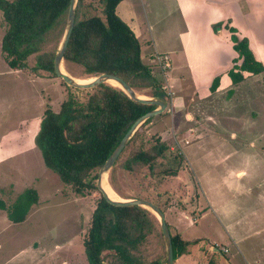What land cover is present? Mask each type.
Here are the masks:
<instances>
[{
  "label": "rangeland",
  "instance_id": "374dc122",
  "mask_svg": "<svg viewBox=\"0 0 264 264\" xmlns=\"http://www.w3.org/2000/svg\"><path fill=\"white\" fill-rule=\"evenodd\" d=\"M154 1L167 2L166 6H161V10H165L164 13L175 11L173 18L178 17L172 0ZM146 7L149 9L147 3ZM95 14L103 16L99 1L84 0L80 17ZM250 17L252 22L244 20V24L240 22L237 28L245 29L251 51L264 66V10H258ZM179 25L180 22L172 30L181 31ZM5 30L0 11V199L11 206L26 190L34 189L39 194V201L22 223L11 222L6 211H0V264H89L83 243L98 194L81 196L74 193L55 172L46 167L36 144L45 111H60L69 93V85L57 77L36 76L31 69H11L1 51ZM54 44L55 41L51 48ZM34 59L31 57L29 60L30 68L34 66ZM66 71L74 79L83 77L76 67ZM179 74L175 69L167 73V86L174 97L170 115L167 108L171 99L168 96L162 99L167 104L162 113L165 115L154 117L152 123L145 126L142 130L144 134H141L143 138L137 140L135 147L162 135L170 143L171 153L181 152L183 155L182 170L174 178L166 177L159 173L164 160L160 159L155 163L151 175L143 169L124 171L121 164L133 146L130 144L108 177L111 174L116 190L125 200L154 201L164 210L167 224L174 233L178 231L177 217L180 215L178 221L184 225L183 237H203L202 247L210 253L209 244L224 243L222 231L228 224L224 217L227 213L220 208L222 202L218 204L221 201L219 193L229 203L238 199L234 197L236 188L230 186L233 171L248 169L252 177L263 174L260 168L256 172L249 166L264 162V72L248 74V77L245 75V81L239 87L235 86L238 87L234 89L237 91L235 98L233 93H230L233 96H229V93H212L211 85L200 88L198 85L205 84L193 83L189 70L183 71L185 80ZM69 88L73 92L70 94L82 101H86L92 93ZM152 94L153 91L146 90L142 96L155 99ZM185 141L188 143L184 144ZM243 184L252 186L255 182L244 181ZM199 202V213L208 208V203L210 205L206 209L207 214L199 218L198 223H194L191 214L187 215L188 219L183 213L180 214L181 206L190 213L192 210L189 207H197ZM211 207L215 209L214 212ZM233 213L237 217L238 211Z\"/></svg>",
  "mask_w": 264,
  "mask_h": 264
},
{
  "label": "trees",
  "instance_id": "16d2710c",
  "mask_svg": "<svg viewBox=\"0 0 264 264\" xmlns=\"http://www.w3.org/2000/svg\"><path fill=\"white\" fill-rule=\"evenodd\" d=\"M98 1L102 5L103 16L95 14L82 18L80 13L84 0H78L76 21L64 56L66 69H80L81 79L113 74L124 79L139 95L151 90L153 98L165 99L162 83L152 67L142 59L140 42L116 12L122 0ZM70 3L71 0H0L6 27L1 51L11 69H31L36 76L57 77L55 57L66 30ZM220 28L221 25L216 26V30ZM228 30L232 33L234 50L242 59V63L239 66L236 64L228 75L233 85H239L245 80V72L261 74L264 66L255 58L249 40L239 39L234 27H228ZM31 57L35 59L34 66L30 68ZM238 61L236 59L235 63ZM219 84L220 77H217L211 91L215 92ZM69 87L60 111H45L36 144L46 167L55 172L74 193L81 196L98 194L83 243L88 263L167 264L163 232L156 215L140 206L111 205L97 188L100 169L126 133L139 118L157 106L137 103L120 87L108 83L83 89L92 92L86 101L70 94L73 92ZM152 120L154 117L134 134L112 170L122 160L128 146L133 144L128 150V157L122 161L124 171L143 169L151 175L155 163L164 159L159 173L169 178L178 175L184 165V157L181 152L171 153L170 143L161 134L135 147L137 140L143 138L142 130ZM108 180L123 198L116 190L111 174ZM38 201V192L28 189L11 206L0 199V211H6L11 222L22 223ZM169 228L176 261L186 256L190 246L197 242L185 240Z\"/></svg>",
  "mask_w": 264,
  "mask_h": 264
},
{
  "label": "crops",
  "instance_id": "0c3cea01",
  "mask_svg": "<svg viewBox=\"0 0 264 264\" xmlns=\"http://www.w3.org/2000/svg\"><path fill=\"white\" fill-rule=\"evenodd\" d=\"M172 1L173 8L179 13L177 18H173L175 11L171 10V13H164L165 10H161V6H166L167 2H155L154 0H122L116 12L134 32L140 42L143 61L152 67L155 76L163 87L168 85L167 73L171 69L180 72L179 77L182 80H185L183 71L189 70L191 71L189 76L193 83L200 84L203 82L205 84L198 85L200 88L201 86L208 88L215 78L220 77V84L215 91L217 93H212H229L231 96L230 91H233L235 98L237 91L234 89L242 83L233 85L232 80H229V75L226 74L236 64L239 66L242 59L234 50V43L231 40L232 33L228 27H234L237 30L236 35L239 39L246 38L245 29L239 30L237 27H239L240 22L244 24V20L252 22L250 16L258 10H264V0L262 2L261 0ZM146 3L149 5V9H147ZM179 22L181 31L174 32L172 28ZM217 25H221L218 30H216ZM249 43L251 44V42ZM156 54L168 58V69H162L158 64L155 58ZM236 59L239 60L237 63H235ZM248 74L251 76L250 73H244L246 77ZM226 89H229L228 92H225ZM168 90L170 89L168 88ZM169 92L170 94L168 91L165 93H167L166 98L170 96L171 99L169 109L167 108L170 115L169 110L173 106L174 97L173 93ZM187 143L188 141H185L184 144ZM249 168H253L256 172L260 168V172L263 174L252 177L251 171L248 169L242 168L233 171L231 176L233 183L230 186L236 188L234 197H237V200H232L229 203L228 199L219 193L218 197L221 201L218 204L222 202L220 208L223 209V213H227L224 214V217L228 224L222 231L224 243L209 244L210 253L202 247L203 237L192 239L183 237L184 225L178 221L180 216L178 215L177 232L185 240L196 241L197 243L191 245L189 253L177 259L175 264H204L205 262L214 264H264V178H262L264 162L251 165ZM253 180L255 184L252 186L243 184L244 181L248 183ZM209 205L208 203V208ZM189 208L192 210L190 213L185 211L187 208L183 206L179 211H181L180 214L185 215V219H188L187 215L191 214L194 223H198L199 218L208 212L206 210L208 208H205L203 213H199L201 212L200 202L197 207L191 206ZM220 208L217 207L218 210ZM211 209L214 212L215 209L213 207ZM236 211H238L237 217L233 216V212Z\"/></svg>",
  "mask_w": 264,
  "mask_h": 264
},
{
  "label": "water",
  "instance_id": "95a60500",
  "mask_svg": "<svg viewBox=\"0 0 264 264\" xmlns=\"http://www.w3.org/2000/svg\"><path fill=\"white\" fill-rule=\"evenodd\" d=\"M77 2L78 0H71L70 8H69V14H68V22L66 26V30L64 33V37L61 41V44L58 48L56 57H55V74L59 79H62L65 83H67L69 86L77 88V89H91L94 87H97L101 84L106 83L108 80H113L118 83L119 87L135 102L140 104H146V105H154L157 106V108L146 115L139 118L133 126L130 128V130L126 133L118 147L115 149L113 154L110 156V158L107 160V162L103 165V167L100 170L98 180H97V188L102 194L103 198L110 203L111 205L118 206V207H129V206H140L143 208L148 209L152 213L156 215V217L159 220V223L162 228L163 237L166 244V252H167V264H175L174 260V251H173V242H172V236L169 229V226L166 221L165 213L161 210L159 206L154 204L153 202L149 200L144 199H131V200H123V201H115L110 199L108 194L106 193L104 187H103V180L106 176H108L110 170L114 166L115 162L121 155L122 151L125 149L126 145L132 138V136L136 133V131L150 118L158 116L162 114L166 108L167 104L162 99H148V98H142L138 96V94L134 91V89L121 77L113 75V74H102L98 77H94V81L91 83H78L73 77L68 75L67 73H64L62 71V68H64V56L66 49L68 47L75 21H76V8H77Z\"/></svg>",
  "mask_w": 264,
  "mask_h": 264
},
{
  "label": "bare ground",
  "instance_id": "6f19581e",
  "mask_svg": "<svg viewBox=\"0 0 264 264\" xmlns=\"http://www.w3.org/2000/svg\"><path fill=\"white\" fill-rule=\"evenodd\" d=\"M62 71H63L64 73H67L65 67L62 68ZM67 74H68V73H67ZM76 81H77L78 83L86 84V83H91V82H93L94 79H93V78H90L89 80H86V79H77ZM106 83L111 84V85H113V86H115V87H119L118 83L115 82V81H113V80H108V81H106ZM138 96H140V97H142V98H146V97H144V96H142V95H139V94H138ZM102 184H103V187H104L106 193H107L108 196L110 197V199L115 200V201H123V200H124L123 198H121V197H120V196L114 191V189L112 188V186H111L110 183H109L108 176L105 177V179L103 180Z\"/></svg>",
  "mask_w": 264,
  "mask_h": 264
},
{
  "label": "built area",
  "instance_id": "2783aa9c",
  "mask_svg": "<svg viewBox=\"0 0 264 264\" xmlns=\"http://www.w3.org/2000/svg\"><path fill=\"white\" fill-rule=\"evenodd\" d=\"M155 58L158 64H160V66L162 67V69H165V70L168 69L169 63H168V58L166 56L161 55V54H156ZM163 88L166 89L168 93L170 94L167 85H165Z\"/></svg>",
  "mask_w": 264,
  "mask_h": 264
}]
</instances>
